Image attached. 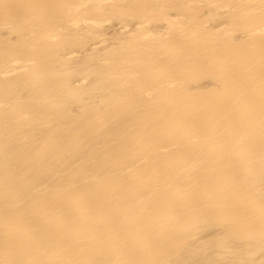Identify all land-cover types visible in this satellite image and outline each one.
<instances>
[{"label":"bare ground","instance_id":"6f19581e","mask_svg":"<svg viewBox=\"0 0 264 264\" xmlns=\"http://www.w3.org/2000/svg\"><path fill=\"white\" fill-rule=\"evenodd\" d=\"M198 263L264 264V0H0V264Z\"/></svg>","mask_w":264,"mask_h":264},{"label":"rangeland","instance_id":"374dc122","mask_svg":"<svg viewBox=\"0 0 264 264\" xmlns=\"http://www.w3.org/2000/svg\"><path fill=\"white\" fill-rule=\"evenodd\" d=\"M171 11L169 12L171 15H173V14H175L176 13V11H174V9H170ZM172 11H174V12H172ZM226 12V11H225ZM225 12H220V13H222V14H224ZM226 15V14H225ZM221 18V19H220ZM224 18V19H223ZM114 19V21L113 20H111L110 22L108 21V23L109 24H107V23H104L101 27H99V31H102V34H104V35H102L101 36V33L99 34V36L100 37H96V36H91L90 35V39H91V37L94 39H91V41H90V39L88 40V43H86L85 44V47H83V48H76L77 50H71V51H68V52H66L64 55L65 56H67V57H69V58H71V59H77V60H80V59H82V57L83 58H85L90 52H92V50H103V48H107V47H110V46H112L113 45V43H116V41H117V38H119L120 36H122V37H120V38H124L123 36H128V34L129 33H131V31L133 32L134 30H136L137 28H139V25H138V20H132V19H127L128 21H126V20H121V19H119V18H113ZM117 19V20H116ZM134 21V22H133ZM128 22V23H127ZM154 23H156V25L154 24ZM154 23H151V25L149 24V27H150V29H153L154 31H159V29H160V31L159 32H165V31H167V26H169L168 25V22L167 21H163L162 20V22H161V20L160 21H156V22H154ZM212 23V24H211ZM214 23V24H213ZM224 23H226V17L225 16H221V17H216V19H214V20H212V21H210L208 24V26H210L211 28H214V29H221V28H219L220 26L221 27H223V25H224ZM130 24V25H129ZM138 25V26H137ZM165 25V26H164ZM212 25V26H211ZM214 25V26H213ZM108 27V28H107ZM155 28V29H154ZM165 29V30H164ZM2 34H4L5 32V34H7V33H9V30H7V29H5V28H3L2 29ZM8 31V32H7ZM98 31V32H99ZM118 31V32H117ZM121 32V33H120ZM106 34V35H105ZM112 34V35H111ZM14 35H16V34H14ZM14 35H11V37H16V36H14ZM115 35V36H114ZM106 37L105 39H104V37ZM116 36H118V37H116ZM240 36V35H239ZM94 37H96V38H94ZM115 37V38H114ZM98 40H100V41H98ZM107 41V42H105V41ZM114 40V41H113ZM109 41V42H108ZM112 43V44H111ZM88 45V46H87ZM96 45V46H95ZM104 45V46H103ZM94 47V48H93ZM96 47H97V49H96ZM88 48V49H87ZM99 48V49H98ZM86 52H85V51ZM77 51V52H76ZM70 52V53H69ZM82 52V53H81ZM77 53V54H76ZM68 54V55H67ZM74 54V55H73ZM76 55V56H75ZM84 55H85V57H84ZM74 57V58H73ZM75 59V60H76ZM80 77H76L75 79H74V83L76 84H79V81L80 80H82V79H80ZM210 84V80H203V81H201L200 83H198L197 84V86H207V85H209ZM75 108H76V106H75ZM218 229L219 228H215V227H213V228H211L210 230L209 229H207L206 230V232L204 233L206 236H207V238L209 237V235H210V237L212 236H214L217 232H218ZM210 232V233H209ZM205 235H204V237H205ZM227 258H229V256L227 257ZM194 259V258H193ZM193 259H192V261H193ZM230 260L229 261H231L232 259L231 258H229ZM228 261V260H227ZM197 262V261H196ZM199 264V263H198Z\"/></svg>","mask_w":264,"mask_h":264}]
</instances>
